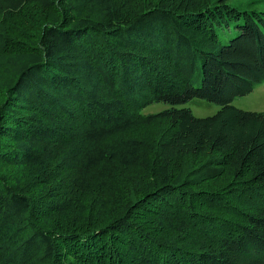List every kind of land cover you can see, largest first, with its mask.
<instances>
[{"label": "trees", "instance_id": "obj_1", "mask_svg": "<svg viewBox=\"0 0 264 264\" xmlns=\"http://www.w3.org/2000/svg\"><path fill=\"white\" fill-rule=\"evenodd\" d=\"M261 83L264 0H0V264H264Z\"/></svg>", "mask_w": 264, "mask_h": 264}, {"label": "rangeland", "instance_id": "obj_2", "mask_svg": "<svg viewBox=\"0 0 264 264\" xmlns=\"http://www.w3.org/2000/svg\"><path fill=\"white\" fill-rule=\"evenodd\" d=\"M232 104L243 110L251 111H264V83L256 86L253 91L246 94L245 96L235 97ZM186 106H188L192 112L197 117H206L207 115H212L219 110L218 105L211 102H204L198 99H192ZM162 105L154 104L145 109L146 112H156L161 109Z\"/></svg>", "mask_w": 264, "mask_h": 264}]
</instances>
